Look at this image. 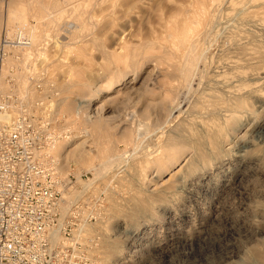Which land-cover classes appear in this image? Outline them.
Returning a JSON list of instances; mask_svg holds the SVG:
<instances>
[{
	"label": "rangeland",
	"instance_id": "374dc122",
	"mask_svg": "<svg viewBox=\"0 0 264 264\" xmlns=\"http://www.w3.org/2000/svg\"><path fill=\"white\" fill-rule=\"evenodd\" d=\"M13 1L0 0V38L6 34L7 10H17L18 19L26 23L23 34L30 39L34 32L37 38L31 44L34 49H20L17 59H8V75L15 77L9 84L30 108H22L28 116L48 125L51 140L57 137L65 148L82 141L92 157L78 166L69 155L66 160L55 157L58 169L53 170L65 181V194L75 196V187L88 182L80 198L87 190L106 198L103 222L81 232L84 238L88 233L98 236L92 247L95 264H264V78L249 79L264 72V27L249 20V1L205 0L197 11L193 0H59L52 22L39 27L29 14L38 0H15L10 6ZM203 17L208 19L204 27L192 29ZM202 29L209 32L201 34ZM172 40L180 70L189 67L184 81L168 77L174 86L171 109L178 114L174 125L183 134L193 133L200 120L220 121L219 109L211 115L203 112L214 99L226 98L220 88L253 86L259 91L243 101L248 110L241 117L245 125L236 137L224 134L221 151L185 166L178 163L158 179L156 171L144 170L138 156L155 147L156 136L166 134L164 128L145 131L140 145L131 148L111 127L126 125L131 111L141 107L143 88L152 90L145 96L153 103L168 96L162 70L168 48L174 50ZM132 69L139 72L137 78L131 79ZM19 71L26 86L22 93L15 81ZM133 80L136 83L129 85ZM12 100L16 108L15 95ZM66 104L69 109L63 108ZM95 116L101 118L98 137L80 136L77 125ZM133 166L142 173L143 183L132 174ZM107 240L117 241L110 255L101 249Z\"/></svg>",
	"mask_w": 264,
	"mask_h": 264
},
{
	"label": "bare ground",
	"instance_id": "6f19581e",
	"mask_svg": "<svg viewBox=\"0 0 264 264\" xmlns=\"http://www.w3.org/2000/svg\"><path fill=\"white\" fill-rule=\"evenodd\" d=\"M40 1L41 0H38L37 4L31 5L30 10H29V14L33 15L36 18V20H38V22L36 24L37 27H39V25H41L43 23V21H47L48 24H50L49 22H52V20H53V14L52 13L57 11L56 8L59 5V0H43L41 2ZM204 1L205 0H193L194 9L196 7L198 9L197 11H199V6ZM248 1H249V20L251 21V23L254 26L264 27V0H248ZM14 2H15V0L13 1V3L9 2V5L13 6ZM12 9L15 10V8H12ZM14 10H12V11H14ZM7 12H9V10L6 11V16L7 15L8 16H7L5 23H4L5 24L4 29H5L6 34H5L4 38H0V46H2L4 48L6 47L9 49H12L13 54L9 55V56L7 55L4 58L3 63L1 65L0 91H1V93L8 92V93L15 95L16 101L19 104L16 108L12 105H8V106L6 105L7 108L3 109L0 112V120L3 122L15 120L18 117L17 114L20 112L19 108H22L25 106L30 111V108L22 103V100H21L22 98L20 97L18 92H15L12 89L15 77H14V73H12V75H8V70L10 69V67H7V64H8L9 58L12 61L15 60L12 58H16V59L18 58V51L20 49L29 48L30 46H31L30 48L34 49L35 48L34 45L32 46L31 44H33V43L35 44V38H37L34 32H32L30 39L28 36H25L23 34V31H24L23 27L24 26L26 27V23L24 21L22 23L18 19L17 15H16L17 10H15L14 12L9 13V14H7ZM236 12H238V10ZM233 13L235 14V12H233ZM234 14H233V16H234ZM236 15H238V14L236 13ZM20 18L25 19L23 17H20ZM13 20H14V23L12 22ZM17 20H19V21H17ZM15 21H17V22H15ZM214 21H215V19H214ZM214 21H213V23H214ZM11 22L13 23L14 26H12V24H10ZM190 22L192 24V20H190ZM207 22H208V19H205V17H203L202 19L200 18V19H197V21L193 22V25L191 27L194 30L195 29L198 30L200 27H204L203 25H205ZM55 23H56V21H55ZM69 24H70V22L67 23V25H69ZM43 25L47 26L46 22ZM73 25H77V24H73ZM212 25L213 24H211L210 26H212ZM210 26H209V28H210ZM69 27L73 28L74 26L73 27L69 26ZM213 27L214 26H212L211 28H213ZM186 31H188V30H186ZM207 32H209V30L207 31L205 29H202L201 34H205ZM199 37H201V35ZM170 38H171V36H170ZM205 38H207V37L205 36L204 39ZM12 39H13V41H12ZM187 39H188V37H187ZM261 39H263V38H261ZM205 41H206V39H205ZM172 42H173V40H172ZM257 43H259V42H257ZM171 47L174 50L171 51L169 49L170 47L169 48L166 47V48H168L169 53H168V57L164 59L165 62L163 64H165V65H163V67L164 66L165 67L164 68L162 67L163 68L162 75H163L164 81H165V82L163 81V85L166 87V89L169 93L168 96L166 98L161 99L158 102L153 103L152 98L145 96L146 93H149L152 90L145 87L139 93L140 101L142 103L141 107H138L139 109H137V110L133 109L131 111V113H130L131 118L129 119L128 122H126L127 124L126 125H112V127L109 125L111 128L116 130L115 134L117 135V139H119L126 146H129L131 148L134 146L140 145V143L142 142V139L144 137V134L146 132L148 133V130H150L151 128H156L158 126H162L164 128V132H166V134L161 133V134L156 136L155 147L152 149H147L146 151L141 152V153L138 152L139 156L137 155L142 162L144 170L146 172L151 171V170L156 171V173L158 175L157 176L158 179H160L163 174L167 173V171L172 170L176 165H178V163L181 164V166H185L188 163L193 162L195 159L203 158L209 154H216L219 151H221L224 148V145H222V142L224 141V134L226 133V134H230L232 137H236L237 134L240 133L242 126L245 125V122L241 119V117H246L248 114V110L243 107V101L245 100L247 95L255 96L256 93L259 91L257 88H255L253 86H249V88H244V87H240V86L239 87H228V89H223V88L219 87L220 88L219 92L226 95L225 96L226 98L219 97L217 101L214 99V101L211 104L205 105V107H203V112H205L207 115H211L216 110L219 109L220 110L219 115H221L220 121L217 123H212V122L208 123L206 121L200 120V121L196 122L198 128L195 131H193V133H190L189 135L183 134L174 125V121L178 118V114L175 115V113L171 109V102H172L173 96L170 95V93H171V90L173 89L172 87H174V86L168 80V77L169 76L170 77H177V78H181V80L184 81L188 78L189 67L188 68L185 67V68H182V70H180V63L178 61L174 60V58H177L179 56V53L177 52L178 47L177 46L175 47L174 42L172 43ZM128 48L133 49L131 47H128ZM256 49H258V48L256 47ZM204 52L202 54H204ZM128 54H130V53H128ZM23 55H29V53L25 52ZM25 57L27 58V56H25ZM115 59H116V57H115ZM29 60H30V58H29ZM204 60H205V58H204ZM204 60L202 59L203 63H205ZM261 60L263 61V59H261ZM205 65L206 64H204V66ZM27 67H28V65H27ZM23 69L21 68L20 70L23 71ZM204 69H202V70H204ZM132 70H133V77L131 76L132 77L131 79L137 78L139 72H136L134 69H132ZM261 74H263V75H261ZM170 77H169V79H170ZM17 78L18 79L15 80L17 82V88H19L21 93L25 92L24 88L26 86L24 87V85H23V83H24L23 82L24 81L23 80V73L20 72L19 76ZM263 78H264V72L249 75V79L251 81H258V80H261ZM11 79H12L13 83L11 82L9 84V81H11ZM197 81H198L197 83H200L199 80H197ZM134 82H135L134 80L130 81L129 85H132ZM124 83H125V81H124ZM180 83L182 86L183 85L182 82H180ZM179 86H180V84H179ZM210 88H212V87H210ZM219 88H218V90H219ZM82 94L87 96L89 93L88 94L82 93ZM94 95H95V93H93V92L90 93V97L94 96ZM125 100H126V98H125ZM24 101H26V100H24ZM199 107H202V106H199ZM63 108L69 109V106L66 104L65 107H63ZM97 109H99V108H97ZM172 112L174 113L175 116L172 115ZM34 122L38 125V123L35 120H34ZM219 125H222V126H219ZM101 126H102L101 125V118H99L98 116H95L93 118H89L88 120L86 118V120L83 121V123H81V125H77V128H79V130L82 132V134L80 136L85 134V135H89L90 137H92L94 139V138L98 137V135L100 133ZM48 129H50L48 127V125L45 126V131L43 133H41L42 136L40 138H38L39 143H41V144L39 147H36V151H35L39 162L42 163L45 167H48L52 170L54 168L56 171V169H58V167L55 166V164L53 163L56 156L57 157L62 156L63 160H66L68 157H70L77 164V166L82 165L85 162H91L93 160L92 157H89V155H87L88 154L87 150H84V146H83L82 141H78L76 143L74 142L73 143L74 146L72 148L67 147L68 148L67 149L64 147V144L62 143V141L60 142V139H58L57 137L55 139H52V140L50 139ZM113 129H111V130H113ZM161 132H163V131H161ZM59 134H61V133H59ZM151 135H153V134H151ZM53 137H55V136H53ZM154 138H155V136H154ZM110 152H113V151L110 150ZM151 154H153V155L151 156ZM105 160L107 162H109L111 159H110V157H106ZM99 161H100V159H99ZM63 165H64V163H63ZM131 171H132V174H134L135 176L138 177L139 183L144 182V179L142 178V173L138 169H136L133 166V168H131ZM88 184H89L88 182H82V184L75 187L76 192H77L75 194V196L80 198L81 195H79V194L87 188ZM64 187L66 188L64 190V193H68L69 191L67 189V185H65ZM147 187L150 188L151 184L148 183ZM133 215H134V213H133ZM83 231H85V229H83V227H82L78 230V232H80L78 234L80 235L81 232H83ZM101 249L104 253L110 252L108 254V255H110L111 253L116 251L117 241L107 240L106 242H104L101 245ZM95 256H96V254H95ZM94 264H95V261H94Z\"/></svg>",
	"mask_w": 264,
	"mask_h": 264
},
{
	"label": "built area",
	"instance_id": "2783aa9c",
	"mask_svg": "<svg viewBox=\"0 0 264 264\" xmlns=\"http://www.w3.org/2000/svg\"><path fill=\"white\" fill-rule=\"evenodd\" d=\"M7 50L0 46V73ZM12 97L0 91V112ZM22 108L15 120H0V264H94L98 236L78 230L103 222L106 198L64 193L65 181L35 153L47 125Z\"/></svg>",
	"mask_w": 264,
	"mask_h": 264
}]
</instances>
